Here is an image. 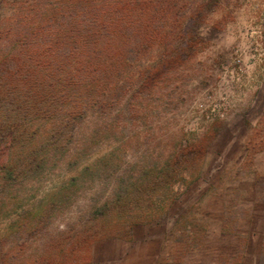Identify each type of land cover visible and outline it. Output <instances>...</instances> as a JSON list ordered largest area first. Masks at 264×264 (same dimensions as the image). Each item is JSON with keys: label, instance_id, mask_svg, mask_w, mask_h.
<instances>
[{"label": "rangeland", "instance_id": "374dc122", "mask_svg": "<svg viewBox=\"0 0 264 264\" xmlns=\"http://www.w3.org/2000/svg\"><path fill=\"white\" fill-rule=\"evenodd\" d=\"M156 4L108 131L95 114L53 153L17 95L61 3L0 0V264H264V0Z\"/></svg>", "mask_w": 264, "mask_h": 264}, {"label": "trees", "instance_id": "16d2710c", "mask_svg": "<svg viewBox=\"0 0 264 264\" xmlns=\"http://www.w3.org/2000/svg\"><path fill=\"white\" fill-rule=\"evenodd\" d=\"M56 1L61 8L57 5L45 10L39 25L31 30L36 46H32L34 51H27L30 61H20L21 69H29V75L21 76L26 87L21 88L23 95H17L22 102L27 97L23 105L32 106L34 112L39 106L47 108L53 123L48 133L53 153L62 150L78 123L89 122L95 114L101 121L92 128L90 138L103 133L101 124L104 132L108 131V112L113 100H119V87L126 83L124 67L130 49L137 51L156 36L153 28H148L149 34L144 29L142 9L149 4L157 7V0ZM42 42L47 45L39 48ZM42 59L46 61L42 63ZM44 70L45 83L39 76ZM27 111L20 116L22 121L29 119ZM120 111L125 114L124 106ZM25 127H17L18 137L25 136ZM36 133L31 131L29 135L34 137Z\"/></svg>", "mask_w": 264, "mask_h": 264}]
</instances>
